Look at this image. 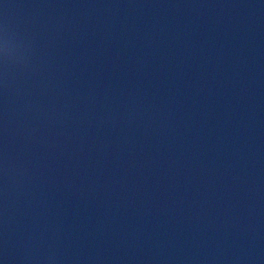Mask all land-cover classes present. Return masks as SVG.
<instances>
[{
  "label": "water",
  "instance_id": "obj_1",
  "mask_svg": "<svg viewBox=\"0 0 264 264\" xmlns=\"http://www.w3.org/2000/svg\"><path fill=\"white\" fill-rule=\"evenodd\" d=\"M0 264H264V0H0Z\"/></svg>",
  "mask_w": 264,
  "mask_h": 264
}]
</instances>
